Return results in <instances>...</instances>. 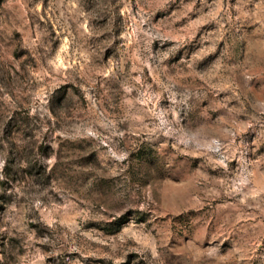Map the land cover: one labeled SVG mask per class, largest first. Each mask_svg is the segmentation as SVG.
<instances>
[{"label":"rangeland","instance_id":"obj_1","mask_svg":"<svg viewBox=\"0 0 264 264\" xmlns=\"http://www.w3.org/2000/svg\"><path fill=\"white\" fill-rule=\"evenodd\" d=\"M0 264H264V0H0Z\"/></svg>","mask_w":264,"mask_h":264}]
</instances>
